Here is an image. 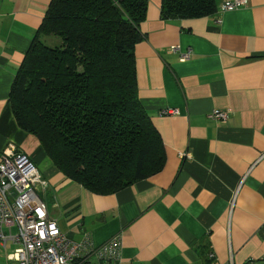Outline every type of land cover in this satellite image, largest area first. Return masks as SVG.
I'll return each instance as SVG.
<instances>
[{
	"label": "crops",
	"instance_id": "obj_1",
	"mask_svg": "<svg viewBox=\"0 0 264 264\" xmlns=\"http://www.w3.org/2000/svg\"><path fill=\"white\" fill-rule=\"evenodd\" d=\"M160 1L148 0L134 48L139 103L164 147L159 171L93 193L18 126L11 86L51 0H0V151L33 161L47 182L39 197L68 237L98 246L117 235L118 264H261L264 0L234 10L214 0L213 14L172 20Z\"/></svg>",
	"mask_w": 264,
	"mask_h": 264
},
{
	"label": "trees",
	"instance_id": "obj_2",
	"mask_svg": "<svg viewBox=\"0 0 264 264\" xmlns=\"http://www.w3.org/2000/svg\"><path fill=\"white\" fill-rule=\"evenodd\" d=\"M148 0H51L9 104L70 180L109 194L159 171L162 140L138 99L135 45ZM214 0H161L163 20L213 14ZM52 38L49 45L44 38Z\"/></svg>",
	"mask_w": 264,
	"mask_h": 264
},
{
	"label": "built area",
	"instance_id": "obj_3",
	"mask_svg": "<svg viewBox=\"0 0 264 264\" xmlns=\"http://www.w3.org/2000/svg\"><path fill=\"white\" fill-rule=\"evenodd\" d=\"M246 1L224 0L221 8L234 10ZM188 57L189 52L183 53L182 59ZM227 115L226 111L213 113L219 119ZM46 186L26 154L12 145L0 151V248L10 250L6 264H118L117 235L94 246L88 240L76 242L60 230L38 194ZM261 261L264 264V256Z\"/></svg>",
	"mask_w": 264,
	"mask_h": 264
},
{
	"label": "rangeland",
	"instance_id": "obj_4",
	"mask_svg": "<svg viewBox=\"0 0 264 264\" xmlns=\"http://www.w3.org/2000/svg\"><path fill=\"white\" fill-rule=\"evenodd\" d=\"M44 41L47 44L52 45L54 40H52V38L45 37ZM8 254H10V250L9 249L0 248V264H6V261H7L6 260V256Z\"/></svg>",
	"mask_w": 264,
	"mask_h": 264
}]
</instances>
